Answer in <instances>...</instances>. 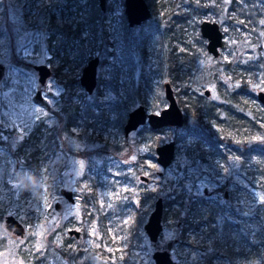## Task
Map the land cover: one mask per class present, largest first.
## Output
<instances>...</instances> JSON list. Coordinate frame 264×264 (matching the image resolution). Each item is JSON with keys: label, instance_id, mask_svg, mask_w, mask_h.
<instances>
[{"label": "rangeland", "instance_id": "obj_1", "mask_svg": "<svg viewBox=\"0 0 264 264\" xmlns=\"http://www.w3.org/2000/svg\"><path fill=\"white\" fill-rule=\"evenodd\" d=\"M89 1L0 0V28L4 29L7 20L12 22L17 56L29 63V66H16L11 62L0 86V112L10 117L15 129L8 153L0 147V241H3L0 244V264H32L35 259H41L38 264H82L84 260L88 264H155L152 258L154 249H168L179 264H205L211 253L212 237H204L207 227L186 233L193 244L180 237L179 224L172 213L177 210L182 216L185 211L182 206L163 207V229L159 238L154 243L148 239L143 223L156 197L175 201L183 196L185 202L191 195L209 201L217 198L226 201L223 192H217L215 188L227 183V189H238L241 193L233 202V210L247 218L252 216L255 205L264 203V194L259 188L264 179L256 171L250 174L241 169L237 157L230 158L221 167L220 175L207 177V165L197 159L199 150L194 148V135L185 130L184 123L179 127L164 126L153 131L145 123L124 137L118 121L120 117L125 119L130 109L141 103L147 105L148 111L159 112L166 105L159 86L166 77L159 78L158 71H154L158 57L151 44L141 71L137 43L142 24L128 29V41L126 44L122 41L125 31L122 30L124 4L121 0H110L113 8L107 13V32H111L107 39L114 45L106 46L102 53L98 50L92 52L103 60L96 68L101 83L90 93L79 84L72 87V78L78 79L87 60L76 55V47L81 42L77 40L74 49L54 54L48 46V37L53 33L51 43L54 44L57 37L54 24L78 20L77 15L83 11H78L76 6L81 4L86 11ZM185 1L179 0L177 6H182ZM66 3H70V7H66ZM230 3L231 0H207L204 3V14L198 21L205 18L217 21L223 38L217 57L202 49L197 68L200 71L205 66L215 65L220 79L229 84L231 70L224 61H231L239 70L251 67L249 74L258 79V83L252 85L255 93L258 88L264 89V0H235L234 10L239 11L240 17L233 14L237 10L229 9ZM24 21L26 28L23 27ZM6 39L8 41V35L4 32L0 36V62H5L9 53ZM123 43L129 49L135 68L131 76H125L122 72L125 66L118 65L119 85H116L115 92L116 86L109 82L116 72L109 62L120 64ZM41 63L52 69L60 67L59 75L51 73L40 84L34 65ZM63 83L69 86L70 101L76 103L80 111L71 118L75 123L63 128L62 142L55 145L52 139L38 141L41 152L38 157L44 158L32 173L24 166L22 158L8 154L40 120L48 128L61 126L54 110L65 104V98L61 96L65 89ZM139 83L146 104L126 92L127 88L135 90ZM204 87L209 88L216 99L214 84L202 83L200 93ZM37 90L41 95L39 101L35 100ZM182 133H185L182 141L175 143L172 161L162 167L156 161L155 146L174 140ZM228 136L235 141L242 137L234 131H229ZM113 144L119 148H111ZM62 188L72 191L73 201L61 194ZM24 189L26 194H22ZM148 193H151L149 199ZM83 194L88 195L85 197L87 205L82 201ZM6 215H13L22 223L23 235L14 233L13 229L7 230ZM215 223L220 225V218ZM244 223L249 228L253 226L251 220ZM69 228L80 231L79 237L67 235ZM64 237L71 239L66 248L70 246L81 251L77 259L68 260L58 254L56 246L64 242ZM202 238L203 243L209 245L205 250L197 245ZM211 264H259V261L233 263L226 257H213Z\"/></svg>", "mask_w": 264, "mask_h": 264}, {"label": "trees", "instance_id": "obj_2", "mask_svg": "<svg viewBox=\"0 0 264 264\" xmlns=\"http://www.w3.org/2000/svg\"><path fill=\"white\" fill-rule=\"evenodd\" d=\"M31 1L33 0L29 2ZM121 1L124 4V0ZM146 1L151 13L148 19L141 23V32L137 43L140 53V68L142 71L145 66L148 55L147 48L151 44V47L157 51L156 55L158 57L157 68L154 71H158L159 78L164 75L166 77L164 81H169L174 89L176 99L184 110L185 130L194 135V148L199 150L196 155L197 159L201 163L204 160L201 145L202 136H205L206 132H209L214 135H208L213 143L211 146L212 157L217 158L220 163H227V150L217 147L218 142L221 141L217 139V134L215 133L217 131L213 130L205 121L208 117L218 118V116L221 117L224 113L223 131H226L227 127H233L238 129L242 136L236 143L237 149L233 148L231 155L239 158L241 169L247 170L250 174H254L256 171L264 179V106L254 101L252 87L253 84L258 83V79H254L249 75L248 67H244L243 70L236 68L233 71L234 79L229 84H226L220 79V75H218L215 69L210 68V70H206L203 68V70L199 71L196 65V59L200 56L203 47V42L197 31L198 19L204 14L202 7L207 0H186L182 6H177L179 0ZM244 1L249 2V0ZM64 5L70 7V3ZM112 8L113 3L110 0H106L104 10L100 8L97 0H90L86 11L83 10L81 4H78L76 9L83 11L77 15L80 17L78 20L54 24V31L57 32V37L54 44L51 43L54 38L53 33L48 37L50 50L54 54H58V51L66 52L68 49H74L75 42L78 40L81 42V45L76 47V55L78 57L88 59L92 56L94 50L102 53V49L107 46V13ZM235 8V0H231L229 9L235 12L237 10H234ZM41 10L38 16H40ZM233 14H237L240 17L238 10L237 13ZM124 15L123 11L121 14L123 29L127 25ZM51 23H53V20H51ZM122 53L124 60L120 64V67L125 66V70L123 71L122 69V72H124L125 76H131L135 65L132 59H130L129 49L127 48ZM59 70L60 67H53L52 73L58 76ZM58 80H61L60 77ZM207 82L215 84V93L222 96L220 100L223 99V102L235 98L238 99L239 112H236L232 108L234 113L233 115H229V111L225 107L217 106V104H213L212 106L205 105L207 103L206 100H209V98L204 97L199 91L201 83ZM75 83L78 84V79L72 78V87ZM98 83H101V76ZM63 85L65 89L61 92V96L65 98V104L60 107L57 113L61 112V115L66 117V121L75 116L80 109L76 103L70 101L71 92L69 86L65 83ZM159 86L163 90V84L160 83ZM126 92L127 94H131V96H136V98L139 97L142 103L145 102V99L142 98L141 83H139L135 90L127 88ZM127 106L126 102L125 107ZM144 106L147 108V105ZM123 121L124 117H122L120 126ZM68 124L66 123L65 127ZM244 124L246 126H243ZM150 131L153 130L150 129ZM35 132H41V124L33 127L30 139H22L15 148V155L18 158H22L24 166L32 173L36 172L42 162V158L38 157L40 151L37 143L39 140ZM183 134L185 133H182L179 137H175V143L182 141ZM52 135L53 133H48V139ZM110 146L114 149L119 148L117 144ZM127 150L129 149L127 148ZM211 167L213 169L216 168L215 165H211ZM226 186L227 183H222L220 190H224ZM259 188L262 194H264V181ZM26 193L27 190L24 189L22 194ZM150 194L148 193L147 195L148 199L150 198ZM240 194L238 189H228L226 201H221L219 198L209 201L203 197H193L191 195L187 196L185 202L182 200L183 196L181 199L178 197L175 201L163 199V207L169 208L173 204H177L185 209L182 216L178 215L180 212L176 210L172 213V217L178 221L180 237L188 239L189 244H193V241H191L190 236H187L186 233L207 227L204 230V237L210 235L212 239L210 243L211 253L207 256L205 264H211L213 257H226L233 263L258 260L259 264H264V203L260 202L255 205L252 216L246 218L233 210V202L240 197ZM83 196L84 200L82 199V201L85 202V197L88 195L83 194ZM86 202L87 205L88 201ZM240 210H243V208ZM229 216H234L235 219ZM218 218H220V225H216L215 223ZM246 220H251L253 226L247 227L244 223ZM136 221L137 224L138 222L140 223L138 217ZM198 241L200 243H197V245L203 250L209 246L203 243V238Z\"/></svg>", "mask_w": 264, "mask_h": 264}, {"label": "water", "instance_id": "obj_3", "mask_svg": "<svg viewBox=\"0 0 264 264\" xmlns=\"http://www.w3.org/2000/svg\"><path fill=\"white\" fill-rule=\"evenodd\" d=\"M98 5L102 10L106 7V0H97ZM124 12L130 24H139L141 21L148 19L150 10L146 0H124ZM201 35L206 38V49L214 56L218 55L219 47L222 45V31L219 24L215 20L202 19L199 23ZM99 62V56L94 55L86 61L81 69L79 83L86 92H92L96 86V68ZM34 68L38 74V82L44 83L51 75V68L44 63L35 64ZM208 93V89L204 91ZM163 94L166 100V105L159 112L148 111L146 107L139 103L127 112L126 121L123 125V132L127 135L130 131L147 123L152 128H160L164 126H181L184 123L185 117L183 111L176 99L173 87L169 81L163 82ZM257 99L264 103V90L259 89L256 92ZM36 97L40 99V91H36ZM175 150V140L171 139L164 143L155 146L156 161L166 167L173 159ZM147 179L145 176H140ZM64 197L69 201H73L72 191L70 189H61ZM163 200L161 196L156 197L153 202V207L150 210L147 219L143 223L144 231L151 242H156L163 229L162 225ZM6 227H13V232L22 235L24 227L22 223L12 215L6 217ZM78 235L77 230H69ZM152 258L155 264H175L176 261L172 258L168 249H154Z\"/></svg>", "mask_w": 264, "mask_h": 264}, {"label": "flooded vegetation", "instance_id": "obj_4", "mask_svg": "<svg viewBox=\"0 0 264 264\" xmlns=\"http://www.w3.org/2000/svg\"><path fill=\"white\" fill-rule=\"evenodd\" d=\"M30 1V0H29ZM215 1H219V0H215ZM147 2V1H146ZM27 3V2H26ZM149 7V6H148ZM203 8V7H202ZM149 10H150V8H149ZM150 13H151V11H150ZM124 14H125V12H124ZM125 16V19H126V27H125V29H122L123 31H127L128 29H130V28H133V27H137L138 25H141V23H143L145 20H143V21H141L139 24H130L129 22H128V20H127V17H126V14L124 15ZM206 19V18H205ZM147 20V19H146ZM202 20V19H201ZM200 20V21H201ZM209 20H213V19H209ZM200 21H198V26H197V31L199 32V34H200V37H201V40H202V42H203V39L205 40V44H203V47H202V49H204L207 53H209V54H211L213 57H217L218 55H219V53H218V55H216V56H214L212 53H210V52H208L207 51V49H206V38L205 37H203L202 35H201V32H200V28H199V23H200ZM217 22V21H216ZM29 26H30V24H29ZM23 27L24 28H26L27 26H26V22L24 21V24H23ZM220 27V26H219ZM107 28H108V25H107ZM107 28H106V40H107V47L108 46H113L114 44H113V42L109 39H107V36L108 35H110L111 34V32L109 31V32H107ZM221 29V28H220ZM222 31V30H221ZM4 32H6L7 33V35H8V41H7V39H6V44H8V47H9V53H8V56L7 57H5L6 58V61L5 62H0V86L1 85H3L2 83H1V80H2V78H3V76L5 75V72L7 71L6 69H8L9 68V66H10V63L12 62L14 65H16L17 66V64L18 65H26V66H29V63H26L25 61H24V59H21L20 57H18L17 56V53H16V51H15V41H16V39H15V37H14V31H13V26H12V22L11 21H9V20H7L6 22H5V27H4V29H2L1 30V28H0V36L4 33ZM222 35H223V31H222ZM124 36H125V39H124ZM122 41H124V43L126 44L127 43V41H128V37H127V35H126V33H124V35H122ZM8 42V43H7ZM123 43V46H122V52L124 51V50H126L128 47L125 45ZM106 47V48H107ZM219 52H220V50H219ZM128 53V52H127ZM111 54V53H110ZM122 55H123V53H122ZM128 55V54H127ZM92 56H94V55H92ZM91 56V57H92ZM98 56V55H97ZM191 59V58H190ZM197 59H198V57H197ZM197 59H196V65H197ZM88 60V59H87ZM86 60V61H87ZM122 60H124V56H123V58L121 59V62H120V64H122ZM103 60H101V58L99 57V62H98V64L100 63V62H102ZM225 62V66L226 67H228L230 70H231V81L234 79L233 78V71H234V69H236V68H239V67H237V66H233L232 65V63H230L231 61H229V60H227V61H224ZM110 63V65H112V69H114L115 70V72H116V75L115 76H112L111 75V81L109 82V84H111L112 86H116V85H119V83H118V81H117V76L119 75V73H120V70L118 69V65H120L119 64V62H117V63H115V62H112V61H110L109 62ZM98 66V65H97ZM214 66L215 65H209V66H205V69L206 70H210V68H213V69H215L214 68ZM120 67V66H119ZM198 67V66H197ZM250 68L251 67H249L248 69H249V71H250ZM52 71H53V69H52V67H51V73H52ZM96 75H97V72H96ZM219 75V74H218ZM250 76H252L254 79H256L257 77L255 76L254 77V75H252V73L251 74H249ZM80 76V75H79ZM79 76H78V84L80 85V83H79ZM99 77H100V75H97L96 76V80H97V83H96V86H95V88L97 87V85L99 84L98 83V81H99ZM164 82V81H163ZM163 82H162V84H163ZM170 83V82H169ZM207 83H212V84H214L213 82H207ZM171 84V83H170ZM201 85H202V83H201ZM82 86V85H81ZM172 86V85H171ZM214 86H215V84H214ZM94 88V89H95ZM114 88V87H113ZM94 89H93V91H94ZM205 89H208V93L206 94L204 91H205ZM259 89H261V88H258V89H256L255 90V93H254V97H253V99H254V101H256L258 104H260L261 106H264V103H262L261 101H259L258 99H257V96H256V92H257V90H259ZM85 90V89H84ZM114 90H115V92H117V86L114 88ZM174 90V89H173ZM262 90H264V89H262ZM40 91V90H39ZM92 91V92H93ZM88 93H90V92H88ZM202 94H203V96L204 97H206V98H209V100H206V104L205 105H209V106H212L213 104H217V106H222V107H225V108H227L228 109V111H229V115H233V113H234V110H232V108H234L235 110H236V112H239V108H238V105H239V100L238 99H232V100H230V101H226V102H223L224 100L222 99V100H220L221 98H222V96L220 95H217L216 93H213L215 96H216V99H214L213 98V95L211 94V90L209 89V88H207V87H204L203 89H202ZM40 98H41V95H40ZM35 100L36 101H39V99L37 98V97H35ZM218 100H220V101H218ZM47 106V105H46ZM216 106V105H215ZM216 106V107H217ZM59 109L60 108H57V109H55L54 110V113L59 117V119H60V124H61V126L60 127H58V126H55V127H46V125H44L43 124V121L42 120H40L39 122H37L36 123V125L37 124H41V132H35V134H36V137H38V140H40V139H43L44 141H49L50 139H52L53 140V142H54V144L55 145H57L58 144V142H62L63 141V137H62V131H63V128L65 127V124L67 123H69L70 122V124H68L69 126L70 125H72L73 123H75V121L73 120V119H67L66 121H65V116H62L61 115V112H59V113H57L58 111H59ZM223 115H224V113L221 115V117L220 116H218V118H206L205 119V121H206V124L207 125H209L213 130H216L217 132H215L216 134H217V139H219V140H221L220 142H218V145H217V147L219 148V147H221V149H226L227 151V163H228V161L230 160V158H234V157H237V156H234V155H231V151L233 150V148H236L237 146H236V143L239 141L238 139H237V141H235V138H231V137H229L228 136V132L229 131H234V133L237 135V136H239V131H238V129H236V128H233V127H227L225 130L226 131H223ZM126 117H127V115H126ZM73 118H75V116H73ZM69 121V122H68ZM122 121V117H120V121H118V124H119V126H120V122ZM125 121H126V118L124 119V121H123V123L121 124V126H120V128H122V130H123V125H124V123H125ZM67 125V126H68ZM145 125V124H144ZM148 125V124H147ZM66 126V127H67ZM215 126H218V129L217 128H215ZM243 126H246L245 124L243 125ZM142 127H143V125H142ZM148 129H152V130H156V129H158V128H152V127H150L149 125H148V127H147ZM13 131L15 132V129H14V127L11 125V120H10V117H8V116H6V115H4V113H2V112H0V147L1 148H4L5 150H7V153H8V148H9V145H10V143L12 142V140L10 141V138L11 139H13ZM31 132H32V129H31V131L29 132V135H26L25 137H23L22 139H24V138H26V140L27 139H30L31 138ZM206 132V131H205ZM48 133H53V135H52V137L50 138V139H48ZM123 135H124V137H127V135H125L124 134V132H123ZM208 135H213V134H210L209 132H206V134H205V136H202V142H201V145H202V149H203V155L202 156H204V160H203V162L202 163H205L206 165H207V168H208V171L206 172V175H207V177L208 176H210L211 178H215V177H217L218 175H220V169H221V167L223 166V165H226V164H224V163H220V162H218L219 160L217 159V158H213L212 157V152H211V146H212V142H211V140H210V138H209V136ZM214 136V135H213ZM244 136V135H243ZM237 138H239V137H237ZM22 139L19 141V142H17V144H16V146L17 145H19V143L22 141ZM56 140V141H55ZM14 141V140H13ZM124 144H127V142L125 141V143ZM16 146L14 147V149H13V151L12 152H10L8 155H13V156H15V157H17L16 155H15V148H16ZM49 146V145H48ZM47 146V147H48ZM155 149V148H154ZM237 149V148H236ZM235 149V150H236ZM41 153V152H40ZM18 158V157H17ZM42 158H44V157H42ZM238 158V157H237ZM238 160H239V158H238ZM211 165L213 166V165H215L216 166V168L215 169H213L212 167H211ZM222 184H220V185H217V187L215 188L216 190H217V192H223V195L225 196V197H227L228 198V189H227V186L226 187H224V190H220V186H221ZM61 194L63 195V193H62V191H61ZM64 196V195H63ZM72 196H73V193H72ZM73 200H74V198H73ZM8 215H6L5 216V219H4V222H5V227H6V217H7ZM13 216V215H12ZM14 217V216H13ZM7 228V230L8 231H12V229H13V227H10V228H8V227H6ZM69 230H72V228H69L68 230H67V235H73L74 237H79V235H80V231H78L79 232V234L78 235H75V233H69L68 231ZM23 235V234H22ZM21 236V235H20ZM63 243L61 244V245H57L56 247H57V252H58V254L62 257V258H66V259H68V260H75V259H77L78 258V256L80 255V253H81V251L80 250H78V249H71V247L69 246V247H65L66 246V244L69 242V241H71V239H69V237H64V239H63ZM3 243V241H0V244H2ZM25 255V254H24ZM41 260V259H40ZM40 260H37V259H35L34 261H32V264H38L39 262H40ZM27 264H29V262L27 263ZM82 264H88V261H83L82 262Z\"/></svg>", "mask_w": 264, "mask_h": 264}]
</instances>
